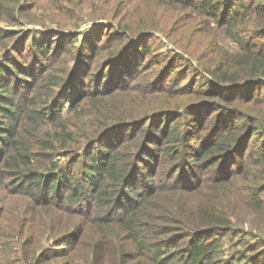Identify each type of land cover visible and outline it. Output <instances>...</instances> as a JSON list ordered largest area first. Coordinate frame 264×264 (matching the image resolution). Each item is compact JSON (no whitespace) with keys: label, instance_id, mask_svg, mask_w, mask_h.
Returning <instances> with one entry per match:
<instances>
[{"label":"trees","instance_id":"obj_1","mask_svg":"<svg viewBox=\"0 0 264 264\" xmlns=\"http://www.w3.org/2000/svg\"><path fill=\"white\" fill-rule=\"evenodd\" d=\"M132 1L0 0V250L12 264H77L81 249L95 263L108 252L114 264H264V43L239 36L206 82L193 68L179 85L187 66L173 58L145 72L151 46L133 38L154 14ZM174 1L227 27L264 18V0ZM122 10L105 41L106 25L75 30ZM55 21L68 31L6 27ZM183 193L200 197L188 211L174 208ZM11 198L22 204L9 209ZM238 233L256 240L222 255L221 239Z\"/></svg>","mask_w":264,"mask_h":264},{"label":"rangeland","instance_id":"obj_2","mask_svg":"<svg viewBox=\"0 0 264 264\" xmlns=\"http://www.w3.org/2000/svg\"><path fill=\"white\" fill-rule=\"evenodd\" d=\"M40 1V0H39ZM170 1V2H167ZM242 1H248V0H236L235 8L238 7V4ZM253 3L261 2V0H251ZM91 1L86 5L85 10L90 11V8H92L93 3L91 5ZM99 3V1H98ZM133 6L138 5L140 6V10L144 11L147 15H153V27H144L139 30L138 34L145 33L147 37H143L141 39H137L135 36L133 40H137V42H141L142 44H150L151 46V53L146 55L143 59V61L149 60V66H151L149 69H147L145 72L152 71L153 68H156L157 65H152L153 62H155L158 59L167 57V58H173L176 63L174 65H180V66H187L186 74L187 79L184 81L180 80L179 85H182L186 82H188V78L191 75L192 69L196 68L198 71H200V76L202 79V82L207 81L208 75L205 73V68L209 66L210 64H216V62L220 59V57L223 55V53H229L232 54V52H235L239 49L237 37L243 36V37H253V40L257 43H264V33L260 32L261 25L264 23V18L258 17L257 14H252L251 17L245 16L242 19H238L236 23H232L229 27L227 25H218L214 19L205 14L201 9L199 8H193L191 6L183 7L181 4L175 2L174 0H166L164 4H161L160 6L156 4V1L154 0H133L131 3ZM112 3L108 5V7L111 8ZM234 9V8H233ZM140 12V11H139ZM136 13L133 15L134 18H139L140 13ZM123 15V10L117 15V11H113L109 17H102V18H92L89 17L88 19H85L82 21V23L76 28V31L86 32L89 31L96 26H107L105 28L96 29L97 30V37L96 41L101 42L105 41L108 37V32L112 29V25L110 24H116L118 20H120L121 16ZM227 19V18H226ZM225 19V20H226ZM126 20V19H125ZM124 20V21H125ZM5 24L4 22L0 23V25ZM52 25H48L47 27L42 26L38 23H25L23 25L18 24H7L6 27L14 30H20L27 26H33L34 28L39 29H54V30H61V31H68L66 28H59L57 26V22H51ZM161 25H164L165 27H161ZM159 26V27H158ZM158 27V28H156ZM164 28V29H163ZM230 28V29H227ZM258 28V29H255ZM74 30V29H70ZM167 32V33H166ZM153 34V35H150ZM14 41H11L12 43ZM106 52V51H105ZM130 57L132 58L133 62L136 61V59L139 58V55L131 52ZM104 59L111 60L112 57H108L107 53H104ZM147 60V61H148ZM125 68V65H123ZM176 69L178 67H175L174 69H168L165 74V78H173L176 74ZM200 78L199 76L197 77ZM138 82H145L144 78L141 76L140 78H137ZM194 86H198V83ZM188 106V105H185ZM184 106V108H185ZM264 111V106L262 107ZM263 114V113H262ZM249 150H252V148H249ZM56 158H59V161L63 160L62 156H56ZM86 160V157L83 156V153L80 152V157L73 165H67L65 162L64 168L66 170L73 169L76 170L79 168L81 163ZM63 163V162H62ZM259 175V183L264 184V172ZM237 186V183H236ZM241 194L240 191H238L237 195ZM258 196L260 198H263L264 201V192L259 193ZM197 195L193 193H183L180 195V199H178L174 205L175 207L180 208L181 210L188 211L186 206L187 204L196 201L199 199ZM30 202V201H29ZM2 203L0 202V205ZM22 204V202L17 205L13 198L9 200L4 201V205L8 207L9 209H12L14 207H18ZM3 205V206H4ZM242 217L243 214L240 213ZM256 218L255 213H249L245 217V221L242 224V227L244 230L250 229V218ZM177 218L180 220H183L182 216L177 215ZM175 225H179L177 223H171ZM185 239H182V242ZM252 240H256L252 237H244L240 233L235 234L233 236H225L221 239V247L220 253L222 255L230 254L231 252H236L237 255L242 254L240 250L244 249V246L247 244V242H250ZM49 241H45V246L51 245ZM125 246L128 245V241L126 240L124 243ZM61 247H58V249ZM57 247H52L51 250H58ZM50 250V249H49ZM244 251V250H243ZM77 252V251H76ZM247 251L244 252L246 254ZM109 253L106 252L104 255L103 260L101 259L99 263H95L97 261L95 258L93 260L85 259L86 251L84 249L78 250V257L76 261L77 264H114L115 261L112 258H109ZM249 256L252 254L251 252H248ZM11 258V259H9ZM9 259V261H8ZM62 260L61 258L51 259L48 264H54L55 262H60ZM129 260H124V264H128ZM12 264V255L10 253H7V250H0V264Z\"/></svg>","mask_w":264,"mask_h":264}]
</instances>
